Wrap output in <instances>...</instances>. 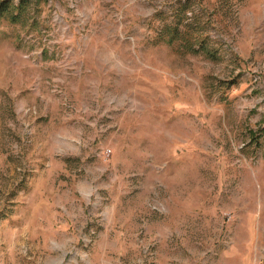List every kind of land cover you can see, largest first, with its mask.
Returning a JSON list of instances; mask_svg holds the SVG:
<instances>
[{
  "label": "rangeland",
  "instance_id": "1",
  "mask_svg": "<svg viewBox=\"0 0 264 264\" xmlns=\"http://www.w3.org/2000/svg\"><path fill=\"white\" fill-rule=\"evenodd\" d=\"M178 1L0 17V264H264V0H190L218 61L153 43Z\"/></svg>",
  "mask_w": 264,
  "mask_h": 264
},
{
  "label": "trees",
  "instance_id": "2",
  "mask_svg": "<svg viewBox=\"0 0 264 264\" xmlns=\"http://www.w3.org/2000/svg\"><path fill=\"white\" fill-rule=\"evenodd\" d=\"M12 1L0 0V17L12 24L22 23L31 0H18L16 4ZM39 2L40 0H35L36 4ZM199 10L207 15L204 21L198 20L199 17L191 8L190 0L178 1L172 9L170 21L163 20L159 28L154 30L153 43L168 46L179 55H200L211 61L220 60L219 49L214 47L208 34L213 23L210 14L203 8ZM250 134V140L255 146H260V140L264 142V127L260 128L259 135Z\"/></svg>",
  "mask_w": 264,
  "mask_h": 264
}]
</instances>
